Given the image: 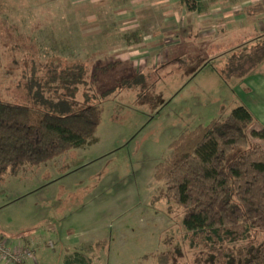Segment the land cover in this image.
Here are the masks:
<instances>
[{"label":"rangeland","instance_id":"rangeland-1","mask_svg":"<svg viewBox=\"0 0 264 264\" xmlns=\"http://www.w3.org/2000/svg\"><path fill=\"white\" fill-rule=\"evenodd\" d=\"M167 6L162 0H0L2 98L32 107L34 124L44 111L73 113L96 103L104 108L95 141L0 179V231L14 238L41 233L45 264H66L75 244L95 238L94 264H218L190 246L181 212L155 198L163 185L156 165L172 154L170 144L181 132L225 117L245 101L264 117V62L247 84L248 76L226 78L222 69L234 51L252 50L264 35L259 42H234L231 49L216 36L204 42L195 34L193 42L179 34L169 41L178 39L173 48L181 53H157L151 44L158 29L179 30L171 18L180 11ZM255 12L247 17L258 16L256 25L245 20L241 35L264 28V12ZM4 43L18 46V57L25 46L41 61L87 63V84L76 96L81 102L39 99L33 75L10 62ZM189 43L211 44L214 51L195 53ZM252 240L264 241V233ZM94 251L84 256L88 264ZM161 252L167 262L161 263Z\"/></svg>","mask_w":264,"mask_h":264},{"label":"trees","instance_id":"trees-1","mask_svg":"<svg viewBox=\"0 0 264 264\" xmlns=\"http://www.w3.org/2000/svg\"><path fill=\"white\" fill-rule=\"evenodd\" d=\"M263 5L246 12H262ZM3 45L10 49V62L18 69H29L39 99L81 102L76 96L87 84V63L41 61L33 48L25 46L18 57V46ZM228 58L222 68L226 78L250 76L264 62V40ZM2 68L0 49V73ZM103 113L100 103L83 105L73 113L44 111L34 124L32 107L5 101L0 88V179L92 143ZM257 122L253 112L239 104L225 117L181 132L170 144L172 154L156 165L155 177L163 185L155 198L181 212L190 246L202 249L212 263L264 264V241L252 240L254 233H264V145L260 142L264 126ZM159 255L161 263L167 262L165 252Z\"/></svg>","mask_w":264,"mask_h":264},{"label":"crops","instance_id":"crops-1","mask_svg":"<svg viewBox=\"0 0 264 264\" xmlns=\"http://www.w3.org/2000/svg\"><path fill=\"white\" fill-rule=\"evenodd\" d=\"M162 2L168 5L167 8L172 6V4H175L174 8L179 9L178 11H180V14L175 13L171 18L173 20L176 19V21H179V23L176 22L173 23V25H176L179 30H178V34H175V33H171L170 32L171 30H166V28L158 29L155 36H153L154 42L152 41L153 43L151 44L153 45L152 48L155 49L157 47L156 49L157 53H161V54L175 53L176 50H177L176 53H181V48L180 49L173 48V46L180 45V43H177L178 39H176L179 34L184 35L188 41H193V37H195V34H197L198 35L197 37H199L204 42L210 41V38L216 36L218 40H222L221 45L223 47H228L225 45L228 44L229 47H231V49L234 48L233 47L234 42L245 43L250 41V39H254L253 40L254 42H259L260 40L258 37L264 35V28L261 25L259 27V31L255 30V33L252 35H250V33L248 36L240 34V31L246 28L245 20L246 23L247 21L252 23L254 22L251 25H256L257 22L256 17L258 16H255L254 19H250L247 17L249 15V13L246 12L247 8L257 4L264 3V0H162ZM262 12H264V10ZM255 14L256 13H254L253 15ZM171 24L172 23L163 24V26L171 25ZM203 26L204 27L208 26L213 28H209V31L206 32L204 29L201 28ZM169 27L172 28L171 26ZM194 30L197 31V33L194 32ZM221 31H223V33H220ZM169 37L170 38L176 37V38L173 41H169ZM195 44L194 43L188 44L189 49L195 53L197 50L204 53H209L214 51L213 50L214 46H212L211 44H205L204 47L197 46L199 47V49L196 47ZM128 59H130V57ZM138 69L139 71L142 70L140 69V67ZM252 75L248 76V78H245V80L243 81L244 84H247L248 80H250L251 78L258 76L256 74L253 76ZM255 78L257 79L258 77ZM258 80H260L261 83L260 77ZM236 85L239 88L238 90H241L242 92L241 86L238 84ZM245 103L247 104L246 106L249 109H251L253 114L264 122V117L261 116L262 114H259L260 110L256 108V106L252 102L245 101ZM253 108L255 109L256 112L253 110ZM0 233H1L0 239H4L5 241H7L8 243L14 246L23 245L33 239L38 241L36 260L38 264H45L42 261L41 254H44L42 249L43 246L47 244V240L43 237L41 233H37L36 235H34V237L33 235L30 236L22 235L20 237H15V238L12 236H7L6 233L3 231H0ZM73 248L76 251L74 252V255H71L67 259L66 264H88L84 256L87 253H89L87 252V250H92V249L96 251V252L94 251L95 253H90L91 264H94L93 257L97 256V238H95V240L90 243L84 242L78 245L75 244ZM0 264H12V263H8L0 257Z\"/></svg>","mask_w":264,"mask_h":264},{"label":"built area","instance_id":"built-area-1","mask_svg":"<svg viewBox=\"0 0 264 264\" xmlns=\"http://www.w3.org/2000/svg\"><path fill=\"white\" fill-rule=\"evenodd\" d=\"M49 245L53 248L54 242L50 240ZM37 246L38 241L35 239L20 246L11 245L4 239H0V257L12 264H38Z\"/></svg>","mask_w":264,"mask_h":264}]
</instances>
